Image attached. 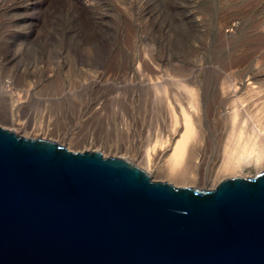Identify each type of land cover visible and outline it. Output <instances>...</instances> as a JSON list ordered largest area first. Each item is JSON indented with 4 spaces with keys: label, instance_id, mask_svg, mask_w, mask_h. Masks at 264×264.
<instances>
[{
    "label": "rangeland",
    "instance_id": "1",
    "mask_svg": "<svg viewBox=\"0 0 264 264\" xmlns=\"http://www.w3.org/2000/svg\"><path fill=\"white\" fill-rule=\"evenodd\" d=\"M60 1L0 0V85L7 83L10 85L8 89L12 86L8 92L19 94L18 102L22 106L18 113L27 128L23 131L12 125V113H16V110H13L9 93H3L1 89L0 126L14 131L17 135L39 138V133L34 135L32 129L38 125L45 126L49 121V128L54 131L71 128L73 136L81 138L89 134L95 139L92 142H96L94 146L87 143L78 146L72 144L67 147L71 151L99 149L101 153L103 151L104 157L118 156L117 153L123 154L124 151V155L131 157L129 154L138 150L136 139L153 128L148 130L155 123L154 119H159L160 126L165 122V114L152 112V103L147 101L150 99L145 96V100L140 89L138 91V88L123 81L124 67L130 64L132 58H135L133 61L136 66L144 55L157 57L167 52L166 56L170 61L167 62L164 58L160 68L166 70L168 66L171 69L197 64L203 68L199 75L208 82L216 75L214 67L218 68L217 72L221 76L227 73L243 79L252 70L264 72V0H87L91 8L89 12L98 24L95 23L90 29V20L85 18L79 6L76 5L78 9L75 5L69 8ZM109 73H114V81L107 79ZM100 75H103L106 85L89 87L87 81ZM28 90L30 91L27 96L29 94L30 98L28 96L26 100L23 95ZM220 109L224 114L226 108L221 106ZM145 115L149 117L146 118ZM127 121H131V126L137 124L132 126L133 133L131 132L134 147L129 145L131 137L123 134ZM83 122L87 126L85 124L82 128ZM81 129L87 133L84 131L81 134ZM43 137L61 143L56 136L42 135V139ZM214 147L216 143L213 141L209 150L211 156L216 153ZM237 176L247 178L254 176V172L245 170L242 175ZM151 178L173 183L174 186L194 187L199 190L211 189L217 185L211 187L209 183H205V186H195L159 177Z\"/></svg>",
    "mask_w": 264,
    "mask_h": 264
},
{
    "label": "water",
    "instance_id": "2",
    "mask_svg": "<svg viewBox=\"0 0 264 264\" xmlns=\"http://www.w3.org/2000/svg\"><path fill=\"white\" fill-rule=\"evenodd\" d=\"M0 264H264V169L174 186L0 126Z\"/></svg>",
    "mask_w": 264,
    "mask_h": 264
},
{
    "label": "bare ground",
    "instance_id": "3",
    "mask_svg": "<svg viewBox=\"0 0 264 264\" xmlns=\"http://www.w3.org/2000/svg\"><path fill=\"white\" fill-rule=\"evenodd\" d=\"M61 1H63V6L65 5L66 7L69 8L74 7V5L76 8L77 6H79L84 16H86L85 18L87 19L89 18L90 20V22L89 20H87L90 23V25L88 24L90 26V27L88 26L89 29L91 28V26L93 27L97 22V20L93 18V14L92 13L90 14L89 12V10L91 11V8H89L90 4L87 0H65V1L61 0ZM124 2L126 3V1ZM69 8H67V10H69ZM50 14H52V11ZM183 16L184 15H182V17ZM51 19H54V17ZM196 20L198 21V18ZM192 22L194 21L192 20ZM85 25L86 24H84V26ZM98 29L100 28L98 27ZM88 53L90 54V51H88ZM166 55L168 56L167 52L165 55L159 54V56L157 57L155 56L152 57L153 55L150 56V54L149 56L144 55V58L140 62L138 61L136 66H134V61H133L135 60V58H132L130 64L124 67L125 72L123 74L125 80L123 81L126 84L135 87L136 89L138 88L137 89L138 91L140 89V93L143 94L144 96L143 98L144 99L146 97L147 99L149 98L150 100L147 101L149 102L151 101L152 103L153 108H150V110L152 109V112L159 111L165 114V122H163L162 126H160L159 124L160 122H158L159 119L155 120L154 117H152L155 121V123L153 124L154 126L150 123L152 126L150 125L148 128L149 130L150 127H153L149 131V132L152 131V133H149L148 131H145L146 132V133L144 132L145 134L140 133L141 134L140 138L138 140L136 139L135 141V144L138 146V150L136 148L137 150L136 153H133L129 150L132 153L129 154L131 157H127L128 154L124 155V151L123 154H119L120 153L119 152L116 155L124 159H127L128 161H131L133 164L146 171L152 177H159L175 183H181V184L184 183L186 185L191 184L195 186L199 184H203V186H205L204 185L205 183H209V186L214 187L216 184H218L221 180L225 178L242 175L245 170L253 171L254 175L262 171L264 169V72H262V70L257 71L255 69L250 71L247 75H245L246 78L243 79L241 77H234L231 74H227V73L221 76V74L217 72L218 68L214 67L215 68L214 70L216 71L215 72L216 75L214 77H211V80L208 82L202 76L199 75V72L203 68L201 66H198L197 64L193 65L194 68L193 66L187 67L186 65L185 66L183 65V67L176 66V67H172L171 69L168 66V69L170 71H166L168 69L163 70L162 68H160L161 67L160 63H162L161 61H163L164 58L165 60H167V62L170 61V58L167 57ZM180 55H182V53ZM111 56L113 58V55ZM207 63L208 62H206V64ZM163 66L165 67V65ZM90 71H92V69ZM113 74L114 73H109L107 79L109 80L111 78V80L114 81V79L112 78L114 77ZM102 77L103 75H100L98 77L95 76V78L93 79L90 78L89 82L87 81L88 86L93 88H97V86L99 87L105 86L106 81H104ZM8 86L10 85H8L7 83L5 84L3 82V84L0 85L1 91H3V93L4 91L5 93L6 91L8 92V90H10L12 87L11 86L8 89ZM29 91L30 90H28V92L27 91L24 92L25 95L23 96H25V99L26 97L29 96V94L27 96V93H29ZM8 93L10 95V100L13 110H16V113L14 112L12 113V125L21 128L23 131H26L27 125L24 122H21L22 120L18 113L20 106H22V104L18 102L19 94H14L11 91ZM23 96L22 98H24ZM221 106H224L226 108L224 114L220 111ZM91 111L92 110H90V113ZM146 116L149 117V115H145L144 117ZM85 124L84 126L81 127L82 128L85 127ZM131 124H132L131 121L129 122L127 121L125 124V128H123L125 129V131L123 129L122 130L125 132L123 134H125L129 138L131 137L132 139L134 138L132 134L133 133L132 126L134 124L132 126ZM146 124L145 126H147ZM36 125H38V123ZM44 125L45 126L42 125L34 126V128L32 129L33 131L31 132H33L34 135L39 133L40 135L39 138H42V135L49 137L56 136L58 137L59 141H61L62 143L59 144L65 147H70L72 144H76V146H78V144H83V143H87L92 146L93 144L95 145L96 143L95 142L92 144L93 140L95 141V139H92L93 137L91 138L89 134H87L86 136L84 135L85 137L78 138L76 135L75 136L72 135L73 131H70L71 128H69V130L68 128H64L60 131L58 129L54 131V129L52 130L51 128H49L50 127L49 121H47L46 124ZM138 125L140 124L138 123ZM90 127H92V125ZM87 129L88 128H86V130ZM84 131L81 129L80 130L81 134ZM119 131H121V129ZM80 132L78 130V134ZM137 132L139 133V131ZM98 134L100 135V132ZM125 141H128V139ZM130 141H129L130 143L129 145L134 147L135 146L133 145L134 139H132L131 142ZM213 141L216 143V147H214L216 153L211 156L209 155V150L212 147ZM104 143L106 144V142ZM112 145L114 147V143ZM104 147L107 148V146L105 145ZM96 150L101 152L99 149ZM116 151L114 152L116 153ZM129 151H127V153Z\"/></svg>",
    "mask_w": 264,
    "mask_h": 264
}]
</instances>
